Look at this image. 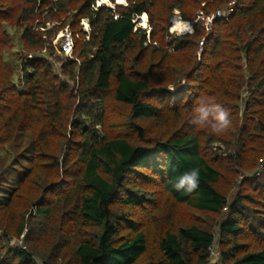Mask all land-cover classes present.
Masks as SVG:
<instances>
[{"label":"trees","instance_id":"trees-1","mask_svg":"<svg viewBox=\"0 0 264 264\" xmlns=\"http://www.w3.org/2000/svg\"><path fill=\"white\" fill-rule=\"evenodd\" d=\"M95 1L0 0V264H209L200 214L223 217L215 264H264V0ZM201 102L226 131L192 123Z\"/></svg>","mask_w":264,"mask_h":264},{"label":"rangeland","instance_id":"rangeland-1","mask_svg":"<svg viewBox=\"0 0 264 264\" xmlns=\"http://www.w3.org/2000/svg\"><path fill=\"white\" fill-rule=\"evenodd\" d=\"M100 2H106V1H104V0H96L95 1V5L96 6H98V5H103V4H100ZM107 4H109L108 2H106ZM128 3V0H125V2H124V4H121L122 6H125L126 4ZM232 3V2H231ZM231 3L228 5V7H230L231 6ZM205 3H202L201 4V6H203ZM108 6H110V5H108ZM111 7V6H110ZM220 13L221 14H225V13H227L226 11H223V10H221L220 11ZM199 14V18L200 19H202V17H203V15H200L201 14V12H199L198 13ZM143 15H145L146 16V19L144 20V18L142 17ZM142 18L140 19H137V22H136V27H138V26H140L141 28H143V29H145L146 30V33H147V37H148V35H149V33H150V31H151V27H150V24H149V19H148V15L147 14H142ZM213 16V15H212ZM212 16H209L210 18L212 17ZM179 18L180 20H184L183 19V17L181 16V13H180V11L178 10V9H174L173 11H172V13H171V16H170V18H168V21H167V23H168V25H169V27H168V30H169V33L171 34V35H181V34H179V33H177V32H173V31H171V26H172V20H173V18ZM203 19H204V24H205V22H206V17H203ZM184 21H186V20H184ZM188 22H190L191 23V25H192V29H191V32L193 31V25H194V22H195V20H193V21H188ZM56 24V22H47L46 23V27L45 28H40V30H47V29H49V28H52V26H54ZM206 29L207 30H209V26H206ZM66 30H68V31H70V27L68 26V25H65V27L64 28H62V29H60L58 32H57V34L55 35V38L53 39V41H52V44H53V46H54V49H53V52H52V55H51V59L53 58V57H55V56H57V55H59L61 58H62V55L60 54V49H59V46H60V44H61V42H62V35H63V33L66 31ZM78 30L80 31V30H83V31H85L87 34L85 35V37L84 38H86V39H88V34H89V32H90V27H89V24H88V21H87V19H82L81 20V22L79 23V27H78ZM76 36L77 37H79V36H82L79 32L76 34ZM45 37V36H44ZM55 66L57 67L58 66V64L57 63H55ZM216 147H217V144L215 145ZM221 147V146H220ZM262 167H260L259 166V168L257 169V172L261 169ZM241 177H239V179L238 180H241L240 179ZM236 191V188L234 189V192ZM156 203V202H155ZM193 214V215H192ZM192 214H190V212H188V211H184V210H182V208H181V216L183 215V216H187V218H191V219H186V220H190V221H193L194 219H195V217H196V213H192ZM194 214H195V216H194ZM197 217H200L201 218V221L200 220H198L197 219V221L199 222V223H202V222H205L206 224H208V227H210V229H212V231L214 232V234H215V248H214V250H213V254H211V255H209L210 257V259H209V264H215V263H217L218 261H219V259H218V257H219V252H220V248H219V244H218V240H217V237H218V232H219V222L223 219V217L221 216V217H218V216H206V215H198ZM203 224V223H202ZM22 237V236H21ZM12 242L13 243H15V240L13 239L12 240ZM217 244H218V246H217Z\"/></svg>","mask_w":264,"mask_h":264},{"label":"clouds","instance_id":"clouds-1","mask_svg":"<svg viewBox=\"0 0 264 264\" xmlns=\"http://www.w3.org/2000/svg\"><path fill=\"white\" fill-rule=\"evenodd\" d=\"M192 123L195 125H210L214 134H221L228 129L231 121L228 112L221 105L210 102H201L194 109ZM199 175V170L193 168L184 173L173 186L177 191L182 190L191 193L199 185Z\"/></svg>","mask_w":264,"mask_h":264},{"label":"built area","instance_id":"built-area-1","mask_svg":"<svg viewBox=\"0 0 264 264\" xmlns=\"http://www.w3.org/2000/svg\"><path fill=\"white\" fill-rule=\"evenodd\" d=\"M220 17L221 16V13L220 12H217L215 15H213L211 18L210 17H207L206 18V22H205V25L206 26H210L211 22H212V19L213 17ZM61 48H60V54L62 56H65V57H69L71 56L72 54V49H73V38H72V35L71 33L66 30L63 35H62V42L60 44ZM215 246L213 245L212 247H210V255L213 254V250H214Z\"/></svg>","mask_w":264,"mask_h":264},{"label":"bare ground","instance_id":"bare-ground-1","mask_svg":"<svg viewBox=\"0 0 264 264\" xmlns=\"http://www.w3.org/2000/svg\"><path fill=\"white\" fill-rule=\"evenodd\" d=\"M107 2V0H104ZM125 0H117L118 4H124ZM144 20L146 19V16H142ZM192 25L188 21L180 20L179 18H173L172 20V26H171V31L177 32L179 34L185 33V32H191Z\"/></svg>","mask_w":264,"mask_h":264},{"label":"water","instance_id":"water-1","mask_svg":"<svg viewBox=\"0 0 264 264\" xmlns=\"http://www.w3.org/2000/svg\"><path fill=\"white\" fill-rule=\"evenodd\" d=\"M107 2L109 3V4H107L106 2H100V4H105L106 6H108V5H110L111 7H114L115 5H120V4H118L117 3V0H113V1H111V0H107ZM109 6V7H110ZM142 17H140V19H141ZM185 33H190V32H185ZM182 34H184V33H182Z\"/></svg>","mask_w":264,"mask_h":264}]
</instances>
